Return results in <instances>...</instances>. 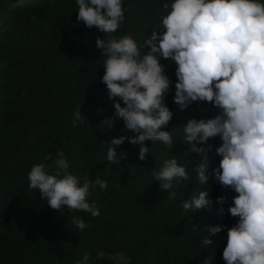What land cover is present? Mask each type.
<instances>
[{"label": "trees", "instance_id": "trees-1", "mask_svg": "<svg viewBox=\"0 0 264 264\" xmlns=\"http://www.w3.org/2000/svg\"><path fill=\"white\" fill-rule=\"evenodd\" d=\"M172 2L124 0L125 22L112 35H131L143 44L162 23V13L167 14L163 4ZM78 12L77 0H0V264H79L85 251L90 253L88 264H118L103 253H122L126 264H205L209 252L202 241L209 225L226 226L215 253L216 264H226L227 229L238 223L228 209L238 194L214 176L222 140L216 137L202 145L213 150L214 159L209 184L201 185L191 171L200 158L189 152L183 131L189 120L213 118L219 109L195 102L182 110L174 102L177 65L161 58L172 81L165 104L174 113L166 129L174 145L148 140L149 153L140 160L141 145L129 142L137 134L122 119L115 118L112 128L100 126L115 117V101L101 82L105 58L96 46L98 37H107L79 22ZM77 109L85 118L74 126ZM122 136L128 139L116 150L126 158L112 164L106 159L107 146ZM60 151L81 181H107L106 189L94 185L89 197L99 216L67 207L54 210L39 190L30 189L31 168L53 165ZM49 155L52 159H45ZM173 157L190 179L173 181L171 190H162L155 173ZM200 191H209L213 203L185 211L183 202ZM221 195L227 197L224 204L217 202ZM74 216L88 227L78 229Z\"/></svg>", "mask_w": 264, "mask_h": 264}, {"label": "clouds", "instance_id": "clouds-1", "mask_svg": "<svg viewBox=\"0 0 264 264\" xmlns=\"http://www.w3.org/2000/svg\"><path fill=\"white\" fill-rule=\"evenodd\" d=\"M78 21L97 28L103 36L96 40L103 52L104 75L108 97L115 101V117L100 126H114V119L124 121L136 133L130 143L141 145L139 159H146L151 140L173 146L172 134L166 130L174 113L165 104L172 81L166 75L161 58L177 65L174 102L182 110L195 102H207L219 109L213 118H193L183 127L189 152L198 160L191 170L199 184L210 180V139L220 137L216 154L222 159L214 169L216 181L238 195L228 209L238 223L227 229L223 250L226 264H264V2L261 0H174L163 4L162 23L143 44L131 35L113 36L125 22L124 0H77ZM170 8V11H169ZM146 49V50H145ZM122 102V103H121ZM123 104V106H122ZM202 112L205 110H201ZM85 116L77 109L75 121ZM128 137L113 138L107 146L106 159L118 164L126 154L117 155V147ZM45 159L51 160L49 155ZM49 167L53 168L52 174ZM70 163L60 151L49 166L34 165L28 173L29 187L39 190L48 206L61 211L100 215L98 206L89 202L91 189L108 187L107 181L88 177L83 181L70 171ZM188 181L190 173L176 158L164 161L155 173L162 190H171L173 181ZM174 193L170 192V199ZM217 202L224 204L221 195ZM213 202L209 191H200L183 202L185 211H196ZM72 223L81 231L88 227L84 219L74 216ZM226 226H206L208 236L202 244L212 245L209 236ZM90 253L84 252L79 264H88Z\"/></svg>", "mask_w": 264, "mask_h": 264}, {"label": "rangeland", "instance_id": "rangeland-1", "mask_svg": "<svg viewBox=\"0 0 264 264\" xmlns=\"http://www.w3.org/2000/svg\"><path fill=\"white\" fill-rule=\"evenodd\" d=\"M24 1H26V0H24ZM209 159H210V162H212L214 159L213 150H210V152H209ZM209 238L213 241V243H212V245L207 247V250L209 252V257H208L205 264H216L215 253L218 250V248L222 245V243L224 242V238L220 233H218L214 236H210ZM103 255L114 258L118 262V264H126V262H127V258L122 253H119V254L103 253Z\"/></svg>", "mask_w": 264, "mask_h": 264}]
</instances>
